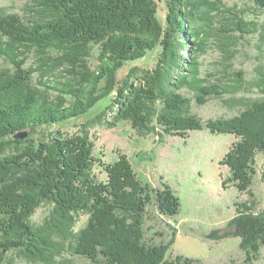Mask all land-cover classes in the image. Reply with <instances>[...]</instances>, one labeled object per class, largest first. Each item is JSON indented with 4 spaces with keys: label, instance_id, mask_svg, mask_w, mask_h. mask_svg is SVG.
Returning <instances> with one entry per match:
<instances>
[{
    "label": "trees",
    "instance_id": "1",
    "mask_svg": "<svg viewBox=\"0 0 264 264\" xmlns=\"http://www.w3.org/2000/svg\"><path fill=\"white\" fill-rule=\"evenodd\" d=\"M251 2L264 9V0ZM28 6L27 17L0 6V58L6 63L0 67V264H58L64 252L91 264H196L188 256L166 258L175 230L165 242L146 240L152 201L161 215L179 211L170 186L142 182L124 153L100 162L88 129L126 120L158 142L204 127L233 134L236 141L219 161L229 169L223 184L252 196L255 155L264 154V68L251 81L239 70L226 79L203 74L198 60L221 18L222 0H166L164 19L156 0H28ZM227 23L232 30L242 24L244 34L258 28L237 14ZM259 36L264 39V22ZM155 49L151 68L133 65L117 78L126 60H142ZM30 54L36 68L25 65ZM253 88L259 97L240 95ZM111 94V102L81 123L76 135L56 128L37 134L86 114ZM212 99L242 108L205 120L193 112V105ZM23 131L25 138H14ZM260 179L264 184V169ZM41 205L48 213L36 223L31 217ZM254 207L253 199L235 203L238 216L223 234L240 238L245 255L237 264H252L264 247V209L255 214ZM80 214L87 218L76 228Z\"/></svg>",
    "mask_w": 264,
    "mask_h": 264
},
{
    "label": "rangeland",
    "instance_id": "2",
    "mask_svg": "<svg viewBox=\"0 0 264 264\" xmlns=\"http://www.w3.org/2000/svg\"><path fill=\"white\" fill-rule=\"evenodd\" d=\"M156 2L159 17L164 19L166 0ZM222 5L221 18L213 24L211 34L204 45L205 51L198 57L201 71L203 74L213 73L215 77L228 79L239 70L246 81H251L257 75V69L264 68V39L259 36L260 25L264 22V9H254L251 0H222ZM0 6L24 17L29 14L28 0H0ZM234 14L242 15L245 21H255L257 32L242 33L239 30L243 27L242 24L232 30L227 22ZM157 54L158 49H155L148 51L142 60H126L117 71V78L121 79L133 65L151 68ZM95 55L96 49L90 58V64L93 66L96 63ZM5 65L4 60L0 58V67ZM25 65L36 68V57L30 54ZM227 68L230 74L227 73ZM38 74V71L33 73L36 82ZM102 85L103 82H100L98 86L101 88ZM240 95L249 99L260 96L255 88ZM113 96L114 94H111L99 99L80 117L39 128L37 134L45 135L56 128L67 135H76L81 123L101 112ZM241 108L237 105L229 109L218 99H212L203 106H192L193 112L203 120L221 115L232 116ZM88 135L94 144V155L100 162L112 163L118 154L124 153L142 182L156 189H163V184H168L178 197L180 208L177 214L161 215L152 201L144 222L145 237L148 241L165 242L169 239L171 231L175 230L174 242L165 252L167 259L182 255L196 260V264L241 263L245 254L240 246V238L223 234L230 229V222L238 216L235 203L253 199L255 214L264 209V184L260 179L264 169L263 153L255 155L256 172L249 187L252 193L250 196L247 192L238 191L231 183L223 184L229 176V169L219 161L236 141L233 134L211 133L204 127L190 131L185 138L179 135L165 136L164 142H158L153 134L141 135L128 121L119 120L111 128L93 125L88 129ZM99 163L96 164L95 171L103 177ZM47 213V205L38 206L31 219L40 223ZM86 218L85 214H80L76 228L83 226ZM259 253L252 264H264V247L260 248ZM58 260V264H91L88 259L68 252H64ZM15 264L32 263L16 259Z\"/></svg>",
    "mask_w": 264,
    "mask_h": 264
},
{
    "label": "water",
    "instance_id": "3",
    "mask_svg": "<svg viewBox=\"0 0 264 264\" xmlns=\"http://www.w3.org/2000/svg\"><path fill=\"white\" fill-rule=\"evenodd\" d=\"M27 136V132L26 131H23L19 134H17L14 138H17V139H23Z\"/></svg>",
    "mask_w": 264,
    "mask_h": 264
}]
</instances>
